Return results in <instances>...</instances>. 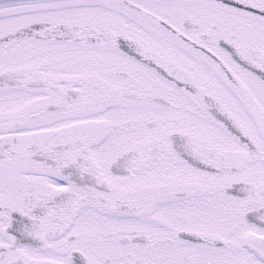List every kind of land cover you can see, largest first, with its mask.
<instances>
[{
    "label": "snow or ice",
    "instance_id": "snow-or-ice-1",
    "mask_svg": "<svg viewBox=\"0 0 264 264\" xmlns=\"http://www.w3.org/2000/svg\"><path fill=\"white\" fill-rule=\"evenodd\" d=\"M0 264H264V0H0Z\"/></svg>",
    "mask_w": 264,
    "mask_h": 264
}]
</instances>
